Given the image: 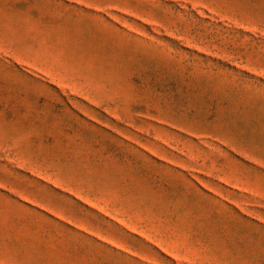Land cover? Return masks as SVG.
I'll use <instances>...</instances> for the list:
<instances>
[{
    "label": "rangeland",
    "instance_id": "obj_1",
    "mask_svg": "<svg viewBox=\"0 0 264 264\" xmlns=\"http://www.w3.org/2000/svg\"><path fill=\"white\" fill-rule=\"evenodd\" d=\"M0 264H264V0H0Z\"/></svg>",
    "mask_w": 264,
    "mask_h": 264
}]
</instances>
